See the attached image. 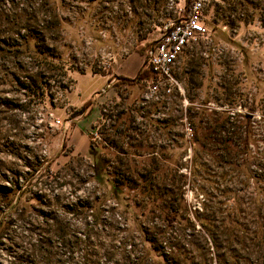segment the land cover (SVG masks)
Here are the masks:
<instances>
[{"label":"rangeland","instance_id":"obj_1","mask_svg":"<svg viewBox=\"0 0 264 264\" xmlns=\"http://www.w3.org/2000/svg\"><path fill=\"white\" fill-rule=\"evenodd\" d=\"M173 16L0 0V264H264L248 237L264 232V0H211L206 39L144 103L150 78L117 69Z\"/></svg>","mask_w":264,"mask_h":264},{"label":"built area","instance_id":"obj_2","mask_svg":"<svg viewBox=\"0 0 264 264\" xmlns=\"http://www.w3.org/2000/svg\"><path fill=\"white\" fill-rule=\"evenodd\" d=\"M211 0H167V8L174 14L164 25L161 36L149 46L144 55V67L152 73L150 82L142 93L144 103L160 99L171 92L174 82L173 67L180 56L194 45L206 39L208 28L204 22V10ZM54 124H61L54 119ZM189 139L194 136L190 123L186 125Z\"/></svg>","mask_w":264,"mask_h":264},{"label":"trees","instance_id":"obj_3","mask_svg":"<svg viewBox=\"0 0 264 264\" xmlns=\"http://www.w3.org/2000/svg\"><path fill=\"white\" fill-rule=\"evenodd\" d=\"M190 0H187V6L189 4ZM154 42H148L144 48L140 49V52L142 54H144V51L147 50V48L151 45H153ZM146 52V51H145ZM138 78L140 79H147L152 77V73L150 72L149 68L143 67L138 71L137 75ZM246 132V131H245ZM249 151V144L248 142L244 141L243 144V154H245V156L243 157V164L244 166L247 168V171L251 172V164L250 163V157L248 156V152ZM257 171L255 173V178H257L260 182L263 183L264 185V160L263 161H259L256 165H255ZM252 239H258V254H257V259L258 261H260V259H262V263H264V232L263 231H259L257 229H254L252 231L249 232L248 237L249 236Z\"/></svg>","mask_w":264,"mask_h":264},{"label":"crops","instance_id":"obj_4","mask_svg":"<svg viewBox=\"0 0 264 264\" xmlns=\"http://www.w3.org/2000/svg\"><path fill=\"white\" fill-rule=\"evenodd\" d=\"M137 54L138 55L135 58L133 57L134 58L133 61L131 60V61H127L126 62V60H128V58H127V59H125L124 62H121V65L118 67L117 72L120 73V74H123L125 76H128V77L136 76L137 73H138V71L143 67L144 62H145L144 54H142L141 52H138V51H137ZM127 63H128V65L130 63H133L134 66H132V68H130V69H127V71H126V68H128ZM89 115L90 114H88L87 116H85L83 118H80L79 120H77V122H74L72 124V127L71 128L73 129L72 130L73 131L72 132L73 135H72V137H71L70 140L73 139L74 145L77 144L79 138H82L81 136H79L80 133H82L84 131L87 132V129L89 127H92L91 125L94 122V118L92 120H87V118L89 117ZM78 132H80V133H78ZM75 136L78 137L77 140H76L77 137H75ZM78 153H80V151H78Z\"/></svg>","mask_w":264,"mask_h":264}]
</instances>
